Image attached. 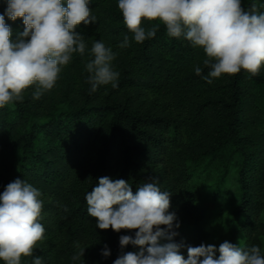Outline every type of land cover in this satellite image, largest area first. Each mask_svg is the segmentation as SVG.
Returning a JSON list of instances; mask_svg holds the SVG:
<instances>
[{
    "label": "trees",
    "instance_id": "trees-1",
    "mask_svg": "<svg viewBox=\"0 0 264 264\" xmlns=\"http://www.w3.org/2000/svg\"><path fill=\"white\" fill-rule=\"evenodd\" d=\"M4 7L0 0V14ZM89 7L97 22L81 24L79 31L90 38L89 48L103 40L119 51L118 88L90 93L84 69L90 57L74 54L39 100L32 99L30 86L23 102L0 108V192L17 178L42 192L45 239L34 256L44 264H74L78 242L86 248L85 264H113L122 251L119 237L130 233L96 229L85 201L104 176L128 181L133 192L158 179L161 190L171 193L170 211L180 224L174 242L184 245L185 258L188 246L208 245L211 231L203 227L208 217L215 223L223 216L198 208L203 188L217 182V201L228 182L234 208L220 232L225 241L256 245L264 254V65L257 75L241 70L208 84L201 78L209 71L203 49L169 37L163 25L154 38L137 44L117 0H91ZM242 7L264 12V0H242ZM6 23L11 38L23 31L19 19ZM154 23L142 20L146 28ZM125 35L131 46L116 49ZM196 65L201 76L194 73ZM105 245L107 258L101 255ZM137 250L129 245L123 252ZM31 259L22 257V264Z\"/></svg>",
    "mask_w": 264,
    "mask_h": 264
},
{
    "label": "clouds",
    "instance_id": "clouds-1",
    "mask_svg": "<svg viewBox=\"0 0 264 264\" xmlns=\"http://www.w3.org/2000/svg\"><path fill=\"white\" fill-rule=\"evenodd\" d=\"M0 14V108L12 102H23L24 92L32 87L31 97L39 100L52 90L63 68L73 55L90 57L85 62V83L90 93L101 86L117 89L120 73L114 66L119 51L103 40H93L88 47L80 25L97 22L89 7L91 0H3ZM124 25L131 41L141 44L155 37L161 25L171 38H183L193 48H201L208 68L202 76L208 84L222 75L241 70L257 75L264 65V12L245 10L242 0H117ZM7 21L21 20L23 31L13 37ZM142 20L158 21L149 27ZM131 46L129 35L116 45L123 50ZM201 76L202 67L194 66ZM42 192L25 179H15L0 192V264H22V257H31V264H44L34 256V248L45 239L40 222ZM169 191L161 190L156 178L132 191L124 179L104 176L85 196L87 215L95 219V228L126 230L119 237L121 254L113 264H264L259 246L241 247L224 241L188 246L182 254V243L174 242L180 224L170 211ZM67 211V208H64ZM131 245L137 251L123 252ZM78 251L71 257L82 260L86 248L77 242ZM104 258L110 250L105 245Z\"/></svg>",
    "mask_w": 264,
    "mask_h": 264
},
{
    "label": "rangeland",
    "instance_id": "rangeland-1",
    "mask_svg": "<svg viewBox=\"0 0 264 264\" xmlns=\"http://www.w3.org/2000/svg\"><path fill=\"white\" fill-rule=\"evenodd\" d=\"M228 181H230V178H228ZM217 184V182L210 181L208 185L203 188L201 201L198 203V208L202 209L204 213L220 212L223 214L221 219L215 220V223L213 217H208L207 224L206 222L203 224L204 228H206L208 231H211L208 244L218 247L225 241L224 238L226 235L225 232H220L219 225H221V222L224 224L225 220H227L231 213H233L234 204L232 200L234 193L230 190L231 187L229 186L228 182H225L222 184L220 197H218V200L215 201L213 195L215 194L214 190L216 189ZM208 191H210V194L207 193Z\"/></svg>",
    "mask_w": 264,
    "mask_h": 264
}]
</instances>
